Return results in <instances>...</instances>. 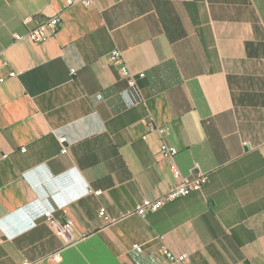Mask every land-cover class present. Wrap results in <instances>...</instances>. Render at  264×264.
<instances>
[{
    "label": "crops",
    "instance_id": "obj_1",
    "mask_svg": "<svg viewBox=\"0 0 264 264\" xmlns=\"http://www.w3.org/2000/svg\"><path fill=\"white\" fill-rule=\"evenodd\" d=\"M1 77L0 264H264V0H0ZM163 140L209 181L130 213L176 183Z\"/></svg>",
    "mask_w": 264,
    "mask_h": 264
},
{
    "label": "built area",
    "instance_id": "obj_2",
    "mask_svg": "<svg viewBox=\"0 0 264 264\" xmlns=\"http://www.w3.org/2000/svg\"><path fill=\"white\" fill-rule=\"evenodd\" d=\"M66 6H72L79 0H64ZM86 5L91 4V0H83ZM31 18L28 17L25 21L28 22ZM62 26V18L60 15L52 16L45 21L38 23L35 27L30 28L25 37L29 38L34 43H41L56 34ZM17 38H22L21 35H16ZM110 59L118 64L119 70L121 74L126 78L127 83L130 87L137 86V77L143 78L145 76V72H140L138 74H134L128 65L122 59V52L119 49H115L110 54ZM15 72H11L10 76H14ZM0 81H4V78L1 77ZM158 133L161 137L164 136L165 128L160 127L157 128ZM67 141L66 137H61L60 142L62 144V152H67L68 148L65 145ZM25 150V149H23ZM160 154L165 158L170 166V169L173 173V176L176 179V183L174 186L165 194L157 197V198H145L133 212L141 216H146L148 213L156 211L163 207L168 202L174 201L175 199L186 196L194 191L201 190L209 181L208 174H199L194 177L185 176L178 163L176 156L178 154V148L172 144H169L165 140L162 141ZM99 193V191H96ZM128 213V214H130ZM100 216L105 218L106 220L109 217L106 214L105 209H101L99 211ZM127 215V214H126ZM46 220L51 224L52 228L56 231V233L62 236L67 242L75 241L76 237L74 235L75 222L72 218H66L64 220L56 217L52 211L45 212ZM134 249L138 251H142V246L140 244H134ZM162 252L166 256V258L170 261H185L186 255H178L169 250L166 246H162ZM58 257V254L55 255V258ZM28 264V263H25Z\"/></svg>",
    "mask_w": 264,
    "mask_h": 264
}]
</instances>
